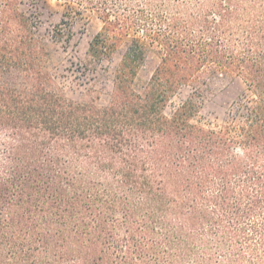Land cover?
<instances>
[{"label":"trees","instance_id":"obj_1","mask_svg":"<svg viewBox=\"0 0 264 264\" xmlns=\"http://www.w3.org/2000/svg\"><path fill=\"white\" fill-rule=\"evenodd\" d=\"M63 1L103 22L94 62L127 47L109 105L70 101L37 23L0 0V264H264V0ZM222 77L250 95L194 124Z\"/></svg>","mask_w":264,"mask_h":264},{"label":"rangeland","instance_id":"obj_2","mask_svg":"<svg viewBox=\"0 0 264 264\" xmlns=\"http://www.w3.org/2000/svg\"><path fill=\"white\" fill-rule=\"evenodd\" d=\"M16 1L18 10L37 23L40 38L47 44V67L56 89L70 101L109 105L115 72L127 44H123L111 59L96 63L88 54L90 42L103 27L96 13L82 10V14H76L81 8L63 0ZM63 20L72 22V35L70 38L65 36L61 43H54V28ZM159 62L155 55L149 54L140 71L139 83L144 84L150 79ZM192 92L191 87L181 88L168 102L165 115L172 117ZM249 95L242 79L217 78L204 89L202 107L192 122L205 128H219L233 119Z\"/></svg>","mask_w":264,"mask_h":264}]
</instances>
